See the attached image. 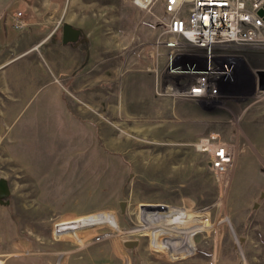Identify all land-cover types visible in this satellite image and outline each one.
Instances as JSON below:
<instances>
[{
  "label": "rangeland",
  "instance_id": "1",
  "mask_svg": "<svg viewBox=\"0 0 264 264\" xmlns=\"http://www.w3.org/2000/svg\"><path fill=\"white\" fill-rule=\"evenodd\" d=\"M34 3L91 37L101 60L95 86L86 73L64 95L14 89L0 71V264H264V92L253 85L264 52H218L239 60L228 96L174 100L165 85L193 79L167 74L160 5ZM180 53L176 63L201 55ZM210 135L233 154L221 179L194 147Z\"/></svg>",
  "mask_w": 264,
  "mask_h": 264
},
{
  "label": "built area",
  "instance_id": "2",
  "mask_svg": "<svg viewBox=\"0 0 264 264\" xmlns=\"http://www.w3.org/2000/svg\"><path fill=\"white\" fill-rule=\"evenodd\" d=\"M132 3L143 10L160 5L167 15V20L161 22L163 38L158 41L168 50L167 74L193 79L179 92L174 85H165L162 94L174 100L202 101L228 96L230 89L240 82L239 60L227 53L217 55L218 52L239 48L264 52V0H132ZM20 17L18 13L14 19L17 30L25 26ZM185 46L198 49L201 55L193 62L176 63ZM256 77L253 85L259 91ZM175 84L180 86L179 81ZM194 147L198 153L207 155L209 170L221 179L233 161L230 146L217 135H210L198 139Z\"/></svg>",
  "mask_w": 264,
  "mask_h": 264
},
{
  "label": "crops",
  "instance_id": "3",
  "mask_svg": "<svg viewBox=\"0 0 264 264\" xmlns=\"http://www.w3.org/2000/svg\"><path fill=\"white\" fill-rule=\"evenodd\" d=\"M34 1L9 0L0 11V71L4 72L3 80L6 81L8 78L10 87L14 89L29 83L26 86L31 92L54 89L64 95L62 91L66 93L68 89L75 90L74 80L87 73L95 86L98 59L101 60L99 55L102 49L97 47V43L91 37L82 32L80 41L63 45L62 25L57 20H45L50 16L57 18L58 15H50L46 10L38 8ZM14 5L16 8L7 15L5 12L7 7L11 9ZM18 13H21L19 20L25 25L19 30L13 26ZM104 50L106 51V48ZM160 50L163 51L166 65L168 50L163 46ZM25 66L27 69L24 75L14 74ZM29 66L32 67L31 70ZM54 80L61 86L54 85ZM155 84L161 85L158 79ZM160 94L166 95L162 92ZM168 109L174 112L176 110L175 106Z\"/></svg>",
  "mask_w": 264,
  "mask_h": 264
},
{
  "label": "water",
  "instance_id": "4",
  "mask_svg": "<svg viewBox=\"0 0 264 264\" xmlns=\"http://www.w3.org/2000/svg\"><path fill=\"white\" fill-rule=\"evenodd\" d=\"M260 15H263V11L259 12ZM62 32V44L63 45H69L76 43L81 35V31L79 29L74 28L73 26L69 24H63L61 27ZM257 80H258V90L260 92H264V70H260L256 73ZM9 195V188L8 184L4 179H0V205L8 206L9 202H3L2 199L8 197ZM261 199L264 198V194H261ZM120 210L122 213L125 211V203H120ZM258 205H254V209H257ZM123 246L126 249H134L138 246L137 241H127L123 243Z\"/></svg>",
  "mask_w": 264,
  "mask_h": 264
},
{
  "label": "trees",
  "instance_id": "5",
  "mask_svg": "<svg viewBox=\"0 0 264 264\" xmlns=\"http://www.w3.org/2000/svg\"><path fill=\"white\" fill-rule=\"evenodd\" d=\"M80 38H82V35H80Z\"/></svg>",
  "mask_w": 264,
  "mask_h": 264
}]
</instances>
